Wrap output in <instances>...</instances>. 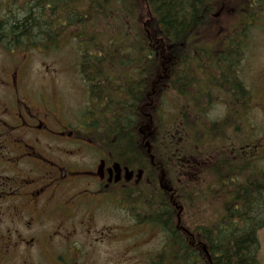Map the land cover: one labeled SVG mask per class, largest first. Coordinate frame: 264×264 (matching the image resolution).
Listing matches in <instances>:
<instances>
[{
    "label": "flooded vegetation",
    "instance_id": "1",
    "mask_svg": "<svg viewBox=\"0 0 264 264\" xmlns=\"http://www.w3.org/2000/svg\"><path fill=\"white\" fill-rule=\"evenodd\" d=\"M217 7L218 18H213L210 26L213 34L198 40L216 42L221 49L218 62L228 60L223 87L232 96L231 104L222 90L213 91L210 100L201 93L198 100L183 99L182 109L175 93H170L172 128L160 135L152 113L157 100L146 99L143 106L148 110L140 112L135 133L139 152L125 151L105 124L95 126L98 110L94 105L80 112L78 104L63 100L59 90L31 84L29 57L21 54L24 49L0 46V264H84L96 256L94 242L106 238L104 230L95 228L96 217L110 204L125 203L129 209L128 203L135 202L140 210H127L130 227L118 229L130 231L134 238L121 255L130 257V252L137 253L141 234L151 226L142 212L148 201L141 196L143 188L156 192L160 187L168 192L165 184L171 186V179L181 173L189 191L193 185H206L213 176L207 169H220L224 162L234 166L227 176L237 177L240 160H250L254 150L264 152L262 136L254 145H240L238 134L239 121L247 123L251 111L264 115V52L255 89L241 77L246 56H256L247 48L252 41L264 40V0H219ZM225 11L231 12V19L222 18ZM254 30L259 31L258 37ZM222 44L226 45L222 48ZM211 64L202 67L204 74L215 71ZM216 105L223 109L220 114L214 113ZM228 114L229 119L223 121ZM143 120L150 130H142ZM178 124H182L181 132ZM166 137L174 139L176 147L170 140L162 154ZM164 155L171 170L165 169ZM221 184L218 179V205L222 208ZM151 227L158 228L155 224ZM110 237L122 239L115 234ZM88 238L89 243L82 242ZM152 252L145 264L156 256L157 252Z\"/></svg>",
    "mask_w": 264,
    "mask_h": 264
},
{
    "label": "trees",
    "instance_id": "2",
    "mask_svg": "<svg viewBox=\"0 0 264 264\" xmlns=\"http://www.w3.org/2000/svg\"><path fill=\"white\" fill-rule=\"evenodd\" d=\"M12 1L8 9L0 10V44L43 49L72 44L87 98L98 110L94 124H105L125 151H140L135 133L148 98L157 100L155 111L151 109L161 134L172 128L170 93H175L182 109L183 99L198 100L201 93L210 100L213 91L217 94L222 90L228 93L231 104L232 96L223 87L228 60L222 65L218 62L221 49L216 42L198 40L205 35V26L212 25L211 7L217 0ZM209 61L215 71L204 74L201 69ZM238 82L241 89L240 77ZM228 119L229 114L223 121ZM178 126L181 132L182 124ZM170 140L176 147V141L166 137L162 154ZM163 164L171 170L166 159ZM213 167L207 169L212 170V180L201 187L193 185L189 191L181 173L177 177L182 181L176 177L171 186L165 184L168 192L160 187L156 192L141 190V196L148 200L142 212L165 234L164 245L148 264H260L264 170H250L248 160L238 162L237 177L227 176L234 169L230 162H224L220 169ZM234 177L238 178L236 183ZM218 179L226 192L221 211L213 201ZM149 196L157 201H149ZM207 202L214 206L211 212L196 217L195 208ZM128 204L130 212L138 213L137 203ZM140 220H144L142 216Z\"/></svg>",
    "mask_w": 264,
    "mask_h": 264
},
{
    "label": "rangeland",
    "instance_id": "3",
    "mask_svg": "<svg viewBox=\"0 0 264 264\" xmlns=\"http://www.w3.org/2000/svg\"><path fill=\"white\" fill-rule=\"evenodd\" d=\"M217 1L214 3V7L211 9V18L217 17ZM10 3H13V1L0 0V10L8 9V5ZM10 8L14 9V4H12ZM17 11L20 12L19 9ZM221 14L225 15L222 17L223 19H231L232 17L230 11H225ZM20 15L21 14H18V16ZM141 19L144 20L145 16L141 17ZM205 27V36L211 35L210 33L212 30H209L210 27ZM253 35L258 37L259 31L254 30ZM257 42L252 41L250 48H247L248 52L251 51V53L256 54V56L253 58L246 56L243 61V68H241V77L245 81L246 85L251 89H255L256 87L258 63L259 59L262 57L261 55L264 52V40ZM0 46H2V48L5 50L10 49V47L7 48L2 44H0ZM255 47L256 50L254 49ZM22 53H27L29 57V74L31 84L38 88L48 86L47 88L51 90H59L63 100L68 101L69 103L73 102L78 104L79 111L82 112L86 105V101L88 100L87 90L76 67L78 57L77 52L75 51L72 44L50 50H45L41 47H28L26 50H21V54ZM165 104V107L168 108V104L166 102ZM147 110V107H144L142 112H147ZM222 111L223 109L220 107V105H216L214 107V113L220 114ZM246 120V125L242 123L239 125L240 130L238 131V134L241 143H245L246 136H248V139L252 140L254 143L259 137L262 136V143L264 144L263 113L255 109L249 113ZM145 123V120H143V124ZM143 124L141 123L142 129H144ZM247 129L251 130L253 137L247 133ZM260 152L261 150H258L257 152L255 151V157H251L248 162L249 166H253L252 169L254 170L255 168L260 170L262 168L264 169V152ZM213 201L218 203V195L213 198ZM126 206L128 207V205L125 203L121 205H117L116 203L110 204L105 212L100 213L96 217L95 228L98 232L100 230H104L106 238H103V241L94 242L95 249L97 250L96 256L95 258L86 261L84 264H145L148 254L150 255L153 253L152 251L159 252L161 244L165 239V234L158 228L148 226V229L145 230L140 236L142 239L138 241L139 246L137 248V253L130 252V257L124 259L121 257V255H123V251L127 249L125 246L134 242V238L132 237L130 231L118 230L120 228L125 229L130 227L132 223L131 218L127 214L128 209H126ZM213 207L214 206L209 205L207 202L206 204H202V208H195L194 214L196 217L206 216L209 214V212H211ZM201 213L208 214L201 215ZM134 233L136 234V231H134ZM111 234H115L117 237L122 239L119 241H113L110 237ZM89 241L90 238H88L87 241L82 242L89 243ZM94 244L89 247H93ZM89 247L86 249H89ZM120 250L122 251L121 253ZM113 251L116 252L114 253V256H111L110 254H112ZM258 258L260 260V264H264V229L260 230L258 233ZM115 260L117 262H115Z\"/></svg>",
    "mask_w": 264,
    "mask_h": 264
}]
</instances>
